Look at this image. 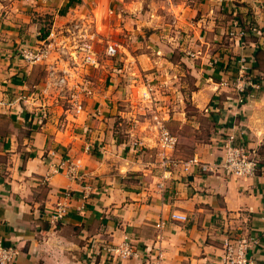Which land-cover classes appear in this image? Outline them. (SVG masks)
<instances>
[{
	"label": "crops",
	"instance_id": "0c3cea01",
	"mask_svg": "<svg viewBox=\"0 0 264 264\" xmlns=\"http://www.w3.org/2000/svg\"><path fill=\"white\" fill-rule=\"evenodd\" d=\"M144 1L0 0V241L16 249L14 264H224V240L240 238L252 240L251 264H264V85L242 104L229 86L232 59L240 54L264 75V12L258 4L264 6V0H234L248 8L246 22L257 29L243 47L234 37L229 45L220 42L219 9L232 0L171 2L164 6L171 11L168 24L160 15L165 3L146 0L145 11ZM83 15L93 17L99 43L122 49L120 69L105 63L108 72L91 70L89 78L79 72L77 80L90 83V96L79 97L77 105L49 108L48 101V121L38 125L34 111L42 101L27 104L19 97L43 86L45 66L25 65L19 50L34 46L41 29L54 33ZM178 64L194 78V108L214 124L210 144L182 140L169 129L184 130L192 121L178 100L166 105L161 96L183 94ZM107 79L111 84L102 83ZM141 87L154 94L147 112L177 138L174 156L218 161L221 140L234 134L247 149L257 150V175L233 179L192 168L174 172L159 189L158 159L151 158L158 146L156 122L142 121L147 120L139 115L143 106L116 104ZM120 129L124 135H118ZM66 159L78 165L82 180L53 172ZM85 185L90 191L83 199ZM58 204L66 214L51 224ZM125 238L135 243L137 258L107 252Z\"/></svg>",
	"mask_w": 264,
	"mask_h": 264
},
{
	"label": "built area",
	"instance_id": "2783aa9c",
	"mask_svg": "<svg viewBox=\"0 0 264 264\" xmlns=\"http://www.w3.org/2000/svg\"><path fill=\"white\" fill-rule=\"evenodd\" d=\"M258 2V1H257ZM261 11L264 12V6L258 2ZM94 19L92 16H79L73 18L64 24L61 29L54 32L49 31L45 38L39 39L34 46H26L19 50V59L25 65L32 67L34 65H44L46 70V80L43 86H32L29 93L25 96L20 95L19 99L35 104L37 100L42 101L34 111V119L38 125H44L49 118V112L44 105L45 99L50 91H58L61 95L70 93L73 98L71 104L77 105L79 97L90 96V89L83 87L82 81H76L79 72L88 70H98L101 65L103 54L110 60L118 55L116 44L105 41L98 42V32L94 28ZM257 32L255 25L248 23V27H235L230 30L229 35L240 41L243 47L244 39ZM59 34V37L57 36ZM102 44L100 50L98 45ZM231 66L234 75L230 82V87L236 95L237 103H244L252 91L259 90L264 85V75L256 74L252 68L250 58L245 54H240L232 59ZM221 85H228L227 82H221ZM59 94V95H60ZM151 89L146 87L143 94L145 99H149ZM81 101V100H80ZM82 102V101H81ZM47 105V104H46ZM35 109V108H34ZM156 122L155 128L158 134V150L156 153L158 167L160 169L159 189H162L165 181L174 172L188 173L190 169L198 170L202 175L223 176L233 179H248L257 175L259 170L258 152L256 149L249 150L239 138L234 134H228L221 140V150L223 155L220 160L212 163H204L198 158L181 159L174 156L177 146V138L170 133L163 120L153 117ZM88 150V146L86 147ZM53 172H63L71 181L82 180L78 165L66 160H61L54 166ZM90 187L84 186V195L86 198ZM68 195V194H67ZM83 206L80 207L82 209ZM66 214V207L58 204L56 209L49 216V222L56 224ZM172 219L184 221L185 216L171 214ZM160 222L158 227L161 228ZM250 242L246 239H226L223 243L224 254L222 261L224 264H251L248 254ZM107 252L116 255L118 258H137L138 253L135 250V243L125 238L119 245L107 247ZM17 251L13 247H8L0 241V264H14Z\"/></svg>",
	"mask_w": 264,
	"mask_h": 264
},
{
	"label": "rangeland",
	"instance_id": "374dc122",
	"mask_svg": "<svg viewBox=\"0 0 264 264\" xmlns=\"http://www.w3.org/2000/svg\"><path fill=\"white\" fill-rule=\"evenodd\" d=\"M158 1L165 3L160 8V15L162 16V23H165V24H168V22H170L169 17L171 16V11L167 10V8H164V6H168L169 3L178 2L180 4L184 3V4L189 5V4H193V3L200 4L201 2H204V0H158ZM147 4L148 3L145 0L143 2V8H144L143 10H145V11L149 10V8L146 6ZM238 7L242 8L241 13L237 12ZM219 13H220L219 17H220L221 22H224V24L221 25L223 28L222 29L223 33L219 34L222 37L220 42H221V44L229 45L230 42H232L231 39L233 38L229 35L230 30L235 28V27H242L243 29L248 27V22H246V21H250V15L251 14L248 11V8L244 5V3H242V4L235 3L234 0L224 2L223 6L220 7V9H219ZM248 15H249V20L246 19V17ZM83 16L87 17L86 15H83ZM69 21H71V20H69ZM49 23L50 22H49V19L47 17L43 18V24H44L43 26L45 27V29L48 28ZM171 24H172V21H171ZM94 28L96 29L95 25H94ZM57 36L59 37V34ZM116 36H117V39L125 38L124 34L123 35L117 34ZM145 36H147V35H145ZM98 46H99L98 48L100 50H102L103 45L100 44ZM134 48H136V46ZM118 51L121 52L122 49L120 47H118ZM228 55H232V53L230 52ZM99 56L102 57L101 62H103V68H101V69L99 68L100 73H102V71H106V70H107L106 72L109 71L108 69H110V68L108 66L105 67V63L112 64L113 68L112 67L111 68L114 71L120 69V67H118V65H117V64H119L118 57L110 60L109 58L104 57L103 54H101V53L99 54ZM177 70H178L177 82H179V85H181V84L184 85V86H182L183 88L181 89L183 94H179L177 97L175 95V98H172L171 95H169V94L161 95V96H162V98L165 96L164 100L166 102V105H169L170 102L172 103V101H174V100H178V103L181 105V107L182 108L184 107L187 118L190 120L192 117V121L190 122V124H188V126L185 127L184 130L179 129L177 127L174 128V130H171V127H169V129L171 132L177 130L178 131L177 134H179V136L182 138V140H185L184 138H191L192 140L196 141V143L210 144L211 142L209 139H210L212 133L214 132V124H212V121L209 120V117L205 116V113L197 111L193 106L195 104L191 98L192 97L191 92L197 90V87L195 86L194 78L189 75V73L187 72V68L183 64H178ZM45 72H46V70H45ZM90 72H91L90 70L84 71L81 73V75L82 76L88 75V77H86V78H89ZM107 75H109V74H107ZM45 80H44L42 85L45 84ZM76 81H77V76H76ZM80 81H82L83 87H85L86 89H88V88L90 89V87H89L90 83L88 84L86 82V80H84V79L80 80ZM102 83H105L106 85H108L110 83V81L107 79L106 81H102ZM118 85L123 86L122 83H119ZM145 91H146V88H144V87L143 88L141 87V89L134 90L132 92V94H133L132 96L129 93L128 99H122V100L119 99V100H117L116 104L117 105H125L127 103L128 105H138L139 107L143 106L144 107V113L141 112L139 115H141L143 118L147 119V120H142L143 122H146L149 125H151L152 121H154V120H153L151 111L147 112V110L150 107V105H153V103L155 102V100H153L154 102L151 101V99H153V97H154V94H152V91H151L150 98L145 99L143 97V94L145 93ZM184 92H186V93H184ZM59 94L60 93L58 91H50L49 95L47 96V99H45L44 105L46 107H48V103H47L48 101L50 102L49 108L52 104H53V106H56V105L60 106L61 104L64 106V105H67V103H69V105H70L71 100L73 99L70 96V93L67 92V93H64L63 95H61V94L59 95ZM124 100H125V102H124ZM164 100H162V101H164ZM54 104H56V105H54ZM120 127L122 128V126H120ZM146 128L148 129V127H146ZM153 131L155 133L157 132L154 128H153ZM173 134H175V133L173 132ZM118 135H124V132L120 129V130H118ZM157 139H158V134H157ZM177 144H178V142H177ZM157 149H158V146L156 148V151H157ZM151 158L155 159L156 155L152 154Z\"/></svg>",
	"mask_w": 264,
	"mask_h": 264
},
{
	"label": "trees",
	"instance_id": "16d2710c",
	"mask_svg": "<svg viewBox=\"0 0 264 264\" xmlns=\"http://www.w3.org/2000/svg\"><path fill=\"white\" fill-rule=\"evenodd\" d=\"M48 30L41 29L40 31V38H45L48 35Z\"/></svg>",
	"mask_w": 264,
	"mask_h": 264
}]
</instances>
